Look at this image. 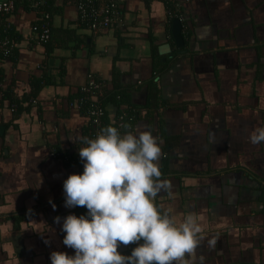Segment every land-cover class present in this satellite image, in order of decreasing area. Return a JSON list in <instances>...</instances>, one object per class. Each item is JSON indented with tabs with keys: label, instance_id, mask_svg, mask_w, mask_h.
Returning <instances> with one entry per match:
<instances>
[{
	"label": "crops",
	"instance_id": "0c3cea01",
	"mask_svg": "<svg viewBox=\"0 0 264 264\" xmlns=\"http://www.w3.org/2000/svg\"><path fill=\"white\" fill-rule=\"evenodd\" d=\"M37 2L0 16L16 33L13 57L0 59V264L74 255L62 225L83 207H65L63 182L84 170L77 138L91 125L76 95L88 76L128 96L106 108L114 125L131 112L122 135L157 137L171 187L154 203L177 225L193 214L217 238L197 264H264V142L248 139L264 127V0H119L118 21L99 35L78 21V0H54L48 47L36 40ZM34 92L35 103H11Z\"/></svg>",
	"mask_w": 264,
	"mask_h": 264
},
{
	"label": "clouds",
	"instance_id": "9594fccd",
	"mask_svg": "<svg viewBox=\"0 0 264 264\" xmlns=\"http://www.w3.org/2000/svg\"><path fill=\"white\" fill-rule=\"evenodd\" d=\"M77 139L86 145L79 148L84 170L64 180V204L86 207L87 215L64 218L63 244L74 255L53 251L51 264H197L202 243L215 246L217 238L204 235L193 214L177 225L154 203L171 185L161 179L162 150L151 131L122 135L109 125L95 139ZM248 139L253 145L264 142V127H255ZM130 244L137 245L130 255L118 251Z\"/></svg>",
	"mask_w": 264,
	"mask_h": 264
},
{
	"label": "built area",
	"instance_id": "2783aa9c",
	"mask_svg": "<svg viewBox=\"0 0 264 264\" xmlns=\"http://www.w3.org/2000/svg\"><path fill=\"white\" fill-rule=\"evenodd\" d=\"M92 0L79 1L77 3V9L79 12V19L85 22L89 30L95 34L99 35L105 33V31L114 23L118 21V8L119 0H95V4H92ZM37 4V3H35ZM15 5L13 0H3L0 2V16H8L14 12ZM49 39L48 28H43L42 32L39 34L37 42L39 44L46 42ZM12 45L9 39H0V52L3 56L9 54V50ZM104 84L94 78L93 76H88L87 82L83 85L79 91L82 94L81 101H90V109L85 113L91 122V131L89 139H95L96 135L100 132L103 126V107L98 101V97L103 96ZM79 101V100H78ZM32 103H35L33 100ZM81 106V105H80ZM122 117L117 120V128L120 131V126H122ZM123 245L119 248L121 249ZM136 247V244H132Z\"/></svg>",
	"mask_w": 264,
	"mask_h": 264
},
{
	"label": "trees",
	"instance_id": "16d2710c",
	"mask_svg": "<svg viewBox=\"0 0 264 264\" xmlns=\"http://www.w3.org/2000/svg\"><path fill=\"white\" fill-rule=\"evenodd\" d=\"M14 1V5H15V8H16V5L19 3L20 0H13ZM23 4H29L32 3L33 1L37 2V6L36 7H33V9L36 11V15L37 17H40L38 19L39 22H41V27H40V32L39 34L42 32L43 28H48L49 30V39L44 42V43H41L40 45L42 46H49V41H50V37H51V24L49 23L50 22V19H51V14L53 13V10H52V7H53V1L54 0H21ZM32 1V2H31ZM78 1H83V0H78ZM89 1V0H88ZM93 1V0H92ZM92 4H95V1L92 2ZM172 4L168 7L169 8V11L170 13H172V9H174V7L172 8ZM119 10V8H118ZM11 15V14H10ZM8 15V16H10ZM174 15V14H173ZM6 17V16H4ZM78 21L80 22L81 25H84L86 24L85 22H82L80 19H78ZM3 25V24H2ZM0 25V32L2 33L1 37H7L12 45L11 49L9 50V54L7 56H3L0 52V59H7V58H12L14 53H15V46H14V43H13V40L15 41V38H16V33L14 32V28L12 26L10 27H7V26H2ZM113 25V24H112ZM38 34V36H39ZM38 36H37V39H38ZM36 39V40H37ZM45 82V80H44ZM34 89H36V91L39 89L38 86H35ZM37 92H34L30 97L29 95L28 96H23L20 100H11V103L15 106V108L17 110L21 109L22 108V105H23V102L25 101H29V102H32V97L36 95ZM8 91H4L3 92V99L2 100H9L8 98ZM76 98L79 100L78 103L79 105H81V110L82 112L86 113L89 109H90V106H91V102L90 101H81V98H82V94L79 93L76 95ZM104 98V99H102ZM128 99V96L125 94V92H115V93H112V94H105L104 91H103V96L102 97H98V101L101 106L103 107V110H104V113H103V118H102V122H103V126L102 128L106 127V126H114V127H117V123L114 124H111L109 122V119L107 117V106H114V107H120L121 105L125 104V102L127 101ZM130 115H131V112H130ZM130 115L127 114L126 112H122V113H119L117 114V116H123V125L124 124H128L129 123V120H130ZM90 125H91V122H90ZM80 215H87V209L86 207H83L81 208V210L79 211ZM80 215H77V216H80ZM123 247V246H122ZM121 247V248H122ZM135 248L132 246V244L130 245H127V249L125 251H120V248L118 249V251L122 254V255H130L131 254V251L132 249Z\"/></svg>",
	"mask_w": 264,
	"mask_h": 264
},
{
	"label": "water",
	"instance_id": "95a60500",
	"mask_svg": "<svg viewBox=\"0 0 264 264\" xmlns=\"http://www.w3.org/2000/svg\"><path fill=\"white\" fill-rule=\"evenodd\" d=\"M175 1H178V2H184L186 0H175ZM173 24H174V37L178 43V41H181V37H180V29H181V22L179 20H174L173 21ZM52 62V60H50V63ZM127 249V246H123L120 251H125Z\"/></svg>",
	"mask_w": 264,
	"mask_h": 264
}]
</instances>
